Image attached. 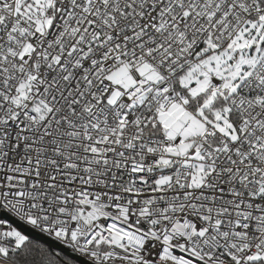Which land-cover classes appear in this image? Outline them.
<instances>
[{"label": "snow or ice", "instance_id": "snow-or-ice-1", "mask_svg": "<svg viewBox=\"0 0 264 264\" xmlns=\"http://www.w3.org/2000/svg\"><path fill=\"white\" fill-rule=\"evenodd\" d=\"M0 264H264V0H0Z\"/></svg>", "mask_w": 264, "mask_h": 264}]
</instances>
